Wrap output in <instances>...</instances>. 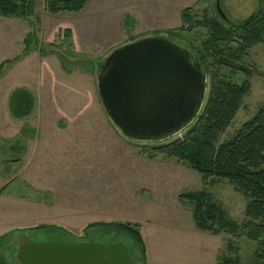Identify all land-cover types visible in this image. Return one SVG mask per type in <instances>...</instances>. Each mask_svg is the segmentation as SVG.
I'll return each mask as SVG.
<instances>
[{
	"label": "rangeland",
	"instance_id": "obj_1",
	"mask_svg": "<svg viewBox=\"0 0 264 264\" xmlns=\"http://www.w3.org/2000/svg\"><path fill=\"white\" fill-rule=\"evenodd\" d=\"M149 1V8L155 9L170 0ZM197 1L188 0L186 5ZM127 3L91 0L83 12L57 15L46 12L44 0H37L30 19L0 15V63L12 61L0 75V261L19 264L13 255L19 236L27 232L37 240H123L137 264H144L137 242L104 225L129 222L139 226L150 264H221L222 256L236 259L235 264H250L255 261L256 240L243 229L215 235L197 228L192 205L180 198L183 192L205 188L227 216L241 224L246 220L247 196L226 178L204 182L200 172L176 157L162 153L152 157L156 146L182 137L189 126L163 140L131 139L106 112L97 69L111 51L155 34L197 44V28L182 29V21L163 32L149 31L154 34L124 30L110 20L111 27L101 26L99 5L123 9ZM218 4L229 21L239 23L259 9L260 0H202L196 16L216 15ZM90 12L94 18L88 29L84 22ZM75 25L79 32L73 38L66 29ZM245 64L250 74L239 73L237 79H249L251 90L217 144L230 139L264 107V44L249 51ZM17 88L34 98L31 112L22 118L10 107ZM17 138L25 149L14 152L11 144ZM96 222L103 225L87 227Z\"/></svg>",
	"mask_w": 264,
	"mask_h": 264
},
{
	"label": "trees",
	"instance_id": "obj_2",
	"mask_svg": "<svg viewBox=\"0 0 264 264\" xmlns=\"http://www.w3.org/2000/svg\"><path fill=\"white\" fill-rule=\"evenodd\" d=\"M88 1L44 0V10L50 14L79 12ZM201 1L182 10L181 28H197V44L195 47L189 46L197 53L199 62H203L205 67L202 66L210 75L209 92L200 114L182 137L156 146L152 157L159 153L176 157L200 172L204 182L211 178H226L247 196L246 220L239 224L227 216L209 190L203 188L180 194L182 200L192 205V216L197 228L212 234H236L240 229L245 230L247 236L258 244L255 261L250 264H264V107L245 121L230 139L217 144L219 134L239 110L241 99L251 90L249 79L240 81L237 76L239 73L250 74L245 64L249 51L257 44H264V0H260V7L255 13L239 23L225 20L219 13L210 15L205 12L198 18L195 9ZM36 3L37 0H0V15L30 19ZM66 31L68 35L72 32L69 28ZM175 31L172 29L171 32ZM17 59L20 57L14 60ZM9 62L12 61L0 63V75ZM10 106L13 115L22 118L31 112L34 98L26 89L17 88L11 94ZM20 141L21 138H17L11 144L14 152L25 149V143L19 146ZM7 161L9 165L12 159ZM100 224L103 225L96 222L87 227ZM104 225L127 233L140 245L144 264H150L146 243L137 224L109 222ZM129 252L131 254L130 248ZM235 263L236 259L222 256L221 264ZM0 264L7 262L2 260Z\"/></svg>",
	"mask_w": 264,
	"mask_h": 264
},
{
	"label": "water",
	"instance_id": "obj_3",
	"mask_svg": "<svg viewBox=\"0 0 264 264\" xmlns=\"http://www.w3.org/2000/svg\"><path fill=\"white\" fill-rule=\"evenodd\" d=\"M97 88L107 114L126 137L163 140L200 114L208 75L189 45L165 34L145 35L98 63ZM13 258L19 264H137L123 240H37L27 232L19 236Z\"/></svg>",
	"mask_w": 264,
	"mask_h": 264
},
{
	"label": "crops",
	"instance_id": "obj_4",
	"mask_svg": "<svg viewBox=\"0 0 264 264\" xmlns=\"http://www.w3.org/2000/svg\"><path fill=\"white\" fill-rule=\"evenodd\" d=\"M90 1L91 0H89L87 5L81 10L82 12L88 9ZM187 1L188 0H170L168 4L161 5L158 8L155 7V9L149 8V0H128V3L125 5L126 8L124 7L123 9H108L104 8L102 5H99L101 8L100 12L102 13V22H104L101 26L109 28L115 23V26H121V28L124 30L135 28V30H139V32H145V34H154L149 33V31L163 32V30L175 27L179 21H182L181 12L184 8L189 6L186 5ZM81 11L69 13H80ZM94 12H90L87 15L85 18L84 27L89 29L93 26L92 19L94 16L92 13ZM128 19L129 21H127ZM109 20L112 21V24L108 22ZM108 24H110V26ZM68 28L72 31L71 35L73 38L74 35L76 36L77 32H79L78 25L73 27L69 26Z\"/></svg>",
	"mask_w": 264,
	"mask_h": 264
}]
</instances>
